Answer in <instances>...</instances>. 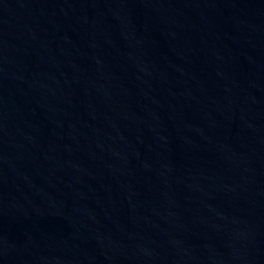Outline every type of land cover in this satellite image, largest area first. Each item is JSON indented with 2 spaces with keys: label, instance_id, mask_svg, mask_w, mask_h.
Instances as JSON below:
<instances>
[{
  "label": "water",
  "instance_id": "water-1",
  "mask_svg": "<svg viewBox=\"0 0 264 264\" xmlns=\"http://www.w3.org/2000/svg\"><path fill=\"white\" fill-rule=\"evenodd\" d=\"M0 264H264V0H0Z\"/></svg>",
  "mask_w": 264,
  "mask_h": 264
}]
</instances>
